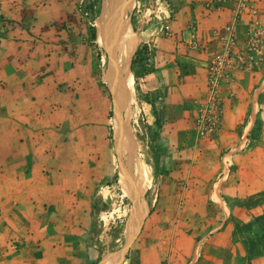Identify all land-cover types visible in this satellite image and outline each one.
I'll use <instances>...</instances> for the list:
<instances>
[{"label": "rangeland", "instance_id": "374dc122", "mask_svg": "<svg viewBox=\"0 0 264 264\" xmlns=\"http://www.w3.org/2000/svg\"><path fill=\"white\" fill-rule=\"evenodd\" d=\"M127 1L124 14L138 34L137 49L147 46L151 60L154 38L167 40L169 45L179 44V57L184 56L183 62L190 61L193 73L190 80L181 78L180 97H174L175 92L165 87L145 88L143 79L155 71V63H146V71L139 78L131 70L132 60L129 64L132 87L123 118L126 134L135 143L134 166L145 170L138 174L144 181L139 200L145 206V218L123 264H214L215 259L234 254V249H213L209 253L204 249L210 244L214 248L226 244L217 232L229 225L233 243L250 244L252 237L247 231L252 218L248 225L241 220L264 205V191L246 196L236 186L241 179L251 180L264 171V0ZM14 2L19 5L17 24L27 28L33 48L41 44L55 54L69 52L67 71L83 69L82 74L87 75L88 82L77 74L72 75V82L62 81L64 91L75 95L73 101L88 102L84 100L86 95L97 101L96 107L86 112L87 117L76 123L68 120L66 130L60 133L66 144L67 168L73 170L77 165L88 169L68 190L69 195L80 187L84 191L77 200L83 207L84 221L78 222L68 236L82 245L78 255L81 264H101L103 257L124 246L132 210V202L119 184L107 54L96 43L98 34L95 41L91 38L95 21L103 14L104 0ZM210 9L230 11L229 22L224 26L207 25L205 20L210 16L206 11ZM183 16L196 42L192 48L188 46L190 40L172 30ZM166 26H170L171 35ZM229 26L236 29L235 39L220 38ZM81 48V57L75 62L71 56ZM182 65L185 72L181 76L185 77L188 66ZM254 73L259 81L254 88H244L241 113L235 105L228 106L232 114L226 120L224 89L235 85L238 76L244 80L246 74ZM93 89L100 96H93ZM83 131L90 133L85 136ZM154 153L160 158L158 172ZM253 159L257 162L254 174L252 169H244ZM224 218L227 221L223 223ZM258 224L256 232H264V221ZM211 230H215L212 238L207 235Z\"/></svg>", "mask_w": 264, "mask_h": 264}, {"label": "crops", "instance_id": "0c3cea01", "mask_svg": "<svg viewBox=\"0 0 264 264\" xmlns=\"http://www.w3.org/2000/svg\"><path fill=\"white\" fill-rule=\"evenodd\" d=\"M18 12L19 5L14 0H0V264H81L78 255L82 245L73 241L68 233L78 227V222L84 221L83 207L77 202L84 191L80 187L69 195L68 190L87 167L67 168L66 144L62 142L60 132L66 130L68 120L74 123L82 120L86 112L96 107L97 101L92 100V95H86L84 99L93 101L92 105L73 101L75 95L64 91L62 81L72 82V75L77 74L82 81L88 82L87 75L82 74L83 69L67 71L69 52L55 54L41 44V47L33 48L27 28L17 24ZM206 14L210 17L205 21L211 27L224 26L230 19V11L218 13L210 9ZM185 19L183 16L174 23L172 30L189 41L192 33L186 29ZM152 41L149 45L154 49L153 59H149L148 49H143L142 45L136 50L141 55L145 52L146 63H155V73L143 79L145 88L165 87L175 92L174 97H180L179 83L184 80L181 78L190 80V72L193 73L190 61L183 62L184 56L179 57L181 45H169L167 40L160 38ZM144 42L149 43V40L144 39ZM74 51L71 57L77 62L83 48ZM185 63L188 69L182 77L181 73L185 72L182 64ZM254 75L258 74H246L244 80L238 76L235 85L224 89L228 104L224 114L226 120L232 114L228 106L235 105L238 114L241 113L244 88H254L259 81ZM98 94L95 92L93 96ZM89 133L84 132L85 136ZM256 163L253 159L244 169H252L254 174ZM256 175L251 180L236 182L237 188L246 196L264 191V171ZM74 200L76 204H73ZM239 210L242 212L243 209ZM252 213L244 215L247 218L241 221L247 223L254 215L264 214V205ZM226 221L224 218L223 223ZM227 226L217 232L226 244L219 248L210 244L204 249H208V253L213 249L221 252L234 249V254L226 259L221 256L214 264H264V255L247 258L245 247L240 242L233 243ZM214 233L215 230H211L207 235L212 238ZM189 247L185 251L190 252Z\"/></svg>", "mask_w": 264, "mask_h": 264}, {"label": "bare ground", "instance_id": "6f19581e", "mask_svg": "<svg viewBox=\"0 0 264 264\" xmlns=\"http://www.w3.org/2000/svg\"><path fill=\"white\" fill-rule=\"evenodd\" d=\"M127 2L104 0L103 14L95 21L98 34L96 42L106 51L108 88L114 95L112 123L114 150L119 161V184L132 202L125 244L120 251L103 257L101 264H123L125 255L136 240L145 218V206L139 200L144 192V181L138 176L144 169L134 166V161L137 162L135 143L133 144L131 137L126 134L123 118L124 106L132 87L129 64L139 44L138 34L124 14Z\"/></svg>", "mask_w": 264, "mask_h": 264}, {"label": "trees", "instance_id": "16d2710c", "mask_svg": "<svg viewBox=\"0 0 264 264\" xmlns=\"http://www.w3.org/2000/svg\"><path fill=\"white\" fill-rule=\"evenodd\" d=\"M91 38H92L93 41H95V39H96V28H95V25H94V27H92ZM146 47L147 46H144L145 50H147ZM143 54L141 55V53L139 51H137L135 56H134V58L132 59L131 70H132V72H133V74H134V76L136 78L141 77L146 71V60H147V57H145V55H143ZM111 116H112V114H111ZM153 159H154L156 171L158 172L159 167H160L159 166L160 165V158H159V156L157 154L154 153ZM120 190L122 191L121 187H120ZM124 196L126 198H128V196H126L125 194H124ZM261 221H264V215H258V216L252 217V220L249 222V224H251V225H250L249 230L247 231V233H250V235L252 237L251 238L252 242L250 244L246 243V242H243V246L245 247L247 258L249 260L252 259L253 257L264 255V232H259V231L256 232V227L259 226L258 223H260ZM246 225H248V223H246Z\"/></svg>", "mask_w": 264, "mask_h": 264}, {"label": "built area", "instance_id": "2783aa9c", "mask_svg": "<svg viewBox=\"0 0 264 264\" xmlns=\"http://www.w3.org/2000/svg\"><path fill=\"white\" fill-rule=\"evenodd\" d=\"M165 30H166V32H167V34L168 35H171L172 34V32H171V30H170V26H166L165 27ZM214 34H217V32H215ZM223 34H224V36H223ZM223 34H219V36H220V38H223V39H235V37H236V29L235 28H233V26H229V27H227V28H225V31L223 32ZM218 36V35H217ZM195 40H194V37H192V40H190V42H188V46L190 47V48H192V47H194V45H195ZM223 60H219V62H222ZM213 88H214V86H213Z\"/></svg>", "mask_w": 264, "mask_h": 264}, {"label": "water", "instance_id": "95a60500", "mask_svg": "<svg viewBox=\"0 0 264 264\" xmlns=\"http://www.w3.org/2000/svg\"><path fill=\"white\" fill-rule=\"evenodd\" d=\"M101 262V261H100Z\"/></svg>", "mask_w": 264, "mask_h": 264}]
</instances>
